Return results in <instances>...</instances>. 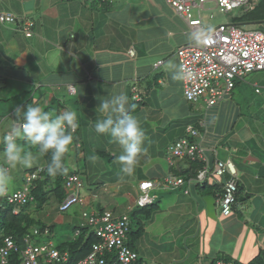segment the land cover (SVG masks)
<instances>
[{
    "label": "crops",
    "instance_id": "1",
    "mask_svg": "<svg viewBox=\"0 0 264 264\" xmlns=\"http://www.w3.org/2000/svg\"><path fill=\"white\" fill-rule=\"evenodd\" d=\"M30 1H33V6L26 8ZM156 1L0 0V13H11L17 18L14 23L0 22V74L13 76L14 71L19 69L14 75L17 86H24L30 90H35L37 86L47 87L44 91H37L42 92L38 105L43 108L46 104L56 102L58 113L66 110L76 112L78 128L74 138L78 149L87 147L83 154L85 162L95 156V162L90 159L87 162L96 167L97 164H103L97 155L102 153L101 156L108 157V152H113L110 159L113 158L116 166L114 173H121L120 178L113 179V184H117L113 186L114 196L124 194L131 197L130 200H126L124 211L120 214L112 211L114 215L121 216L131 211L134 206L136 208V200L140 195L139 184L146 180L154 182L155 187L150 193L154 196L153 202L157 209L146 225L135 234L136 238H139V246H142L144 241L154 249L161 245L160 254L168 253L173 259L167 264H176L174 262L187 264L192 253L190 248L193 247L200 248L201 251L199 260L192 264H199V261L209 264L208 261H204L209 255H212L211 264H217L219 261H234L238 264L235 260L227 259V256L220 258V252L224 251L206 250L203 244L205 239L209 240L215 234L211 231L213 226L221 228L222 232L231 227H241L237 216L232 214L225 217L216 210L223 183L228 176L210 177L204 183H185L177 188H170L165 181L169 174L188 179L195 178L199 171L195 174L194 169L188 171L191 168L189 161L193 160L175 159L171 153H165L174 143L170 147H164L166 146L164 135L168 133L166 126L170 124L168 123L170 119L165 121L164 110L167 112L173 106L171 99L175 93H178L182 101L190 107L198 103L186 100L183 78L174 80L167 70L166 65L170 61L179 67L175 52L187 41L181 44L176 42L179 39L178 28L169 19L161 18L162 21L153 22L156 18L152 14L159 12L158 6L154 5ZM132 10H136L140 15H132ZM238 19L233 23L238 25L252 23ZM26 21L34 24L31 28L33 33L31 37H27L22 28ZM255 26H258V22ZM158 29H161V33L155 36L154 33ZM130 50L134 51V56L130 55ZM243 81L244 79L237 80L231 93L219 103L226 101L238 83ZM71 86L75 89L74 92L70 91ZM121 92L128 96L129 112L141 120L146 133L144 143L146 151L138 157L135 171L131 176L122 172V166L117 160L122 154L121 147L114 143L108 134H98L94 127L96 120L103 116L96 111L100 104L99 98ZM3 99L8 100L9 97L0 96V101ZM236 103L232 99L225 104L224 110L232 111L236 116L239 112V103ZM26 107L27 104L24 103L23 108ZM144 112L145 116L142 114ZM185 121L184 117L182 120H174L170 127H175L181 138L187 136L189 126L197 129L202 135V146L206 149L211 168L218 159H231L238 171L243 170L242 165L234 160L230 147L226 145L231 142L233 148H240L241 142L235 144L233 140L229 141L230 137H220L218 131L209 128L205 120L199 122L195 120L194 124L188 125H185ZM212 126L215 128L214 124ZM79 134L81 142L78 140ZM197 162L202 168L203 163ZM41 163L38 166L46 165L44 162ZM241 178L245 181V176ZM238 184L240 196L242 193L240 179ZM98 196L100 194L97 192L89 191L84 195L83 205L86 204L88 207L90 205L89 211L93 212H101L102 209L111 211L96 201ZM252 197L253 194L249 193L245 197H240V202H246ZM58 204L60 206L59 202ZM45 216L51 218V212L44 214ZM255 221L264 228V219ZM43 224L48 226L45 222ZM259 234L260 230L256 233V238ZM151 238L159 240L165 238L166 241L162 243L159 241V244H156ZM190 239H193L191 244ZM168 240L172 247L166 251ZM252 245L255 248H252ZM257 245L250 242L247 251L250 250L251 253L249 251L247 260L241 264H248L258 257L264 250V238L260 251ZM128 246L139 254L130 244L129 235ZM216 255L219 258L214 257Z\"/></svg>",
    "mask_w": 264,
    "mask_h": 264
},
{
    "label": "rangeland",
    "instance_id": "2",
    "mask_svg": "<svg viewBox=\"0 0 264 264\" xmlns=\"http://www.w3.org/2000/svg\"><path fill=\"white\" fill-rule=\"evenodd\" d=\"M154 5L158 6L159 12H155L154 14H152V16L156 18L153 20V22L161 20V18L169 19L170 22H174L178 28L179 39H177L176 42L179 44L185 41L188 42L191 37V34L188 32H191V30L187 26L186 21L181 16L177 15L174 10L168 6L166 0H157ZM160 6L162 8H160ZM244 11V8H237L232 12H223L219 7L216 6L214 2H208L205 4L204 9H193L192 14L196 18H199V16L202 17L204 29H207L208 27L214 29L221 24H229L235 22L236 19L242 16ZM131 13L132 15H140L136 13V10H132ZM242 27L247 30L259 29L264 31V24L258 26L245 24ZM156 31L157 32L154 33L155 36L161 33V29H158ZM174 45V47H176V44ZM18 70L19 69H17V71ZM17 71H14V75L17 74ZM14 75L10 76L8 74H0V96L9 97L8 100L3 99L0 101V137H2L4 131L7 130L12 124L13 119L15 118L16 107L23 108L24 103H26L27 105L33 103L37 104L40 97L42 96L41 91L47 89L45 85L40 87L35 85L37 86L35 90L24 88V86H17V80ZM257 87L264 91V70L254 71L248 74L244 78L243 82L238 83L232 95L225 99L226 101L219 103L212 109H208L203 100L199 101V103L194 107H190L189 104L182 101L178 93H175L174 98L171 99V105L173 106H171V108H169L167 112L166 110H164V117H166L165 121L167 119H170V122H168L170 124L167 123L168 125L166 126V130L168 133H166V135L162 134L164 135V141L166 143V146L164 145V147H170L178 139H181V135L179 136L178 132L175 131V127L170 126L173 123L172 121L182 120L183 117L186 119L185 125L194 124L195 122L205 120L209 128L215 130L216 132L218 131V134L221 135L220 137H230L229 141L233 140V143L235 144L237 142L242 143V146L240 148H233L231 146V142L226 144L230 147L233 153L234 160L237 163L241 164L243 169L238 171L239 179L241 180L242 184V196L240 195L238 197V202L234 206L233 212V216H237L239 218L241 227H231L229 228V230L222 232L221 228H216L213 226L211 231L215 234H213L209 239L210 241L205 239L203 242L204 248L206 250L211 249L218 252L224 251L220 252V258L227 256V259L235 260L238 263H244L247 260L248 254L250 255L251 251H247V246L250 245V242L258 244V251H260V249L262 248V239L264 238V228L260 227L255 221V219H264V93H256ZM38 90L41 91L37 92ZM47 94V97H49V93ZM232 99L235 103H239V112H237L236 116L232 111L224 110L225 104L227 102H231ZM43 109H47L45 111L51 112L53 116L58 113L56 102L46 104V107L43 106ZM142 114L145 116L146 112ZM155 114L157 116V113ZM212 124L215 125V128L212 126ZM78 140L80 142L82 141L80 134L78 135ZM20 142L23 143L24 141ZM76 143L77 141L73 140V143L70 146V151L68 152L69 155L66 159V174L68 175L71 173H78L84 183V189L82 191L84 195L89 191L97 192L98 194H100V196H98V199H96L98 203H101L107 209H110L116 214H120L124 211L123 207L125 206L126 200H130L131 197H127L124 194L122 196H114L113 186L117 184H113V179L120 178L121 173H114L116 166L113 163V158L110 159L111 156H113V152H108V157L101 156L102 153L100 155H97V158L101 162H103V164H97V166L95 167L92 163L87 162L90 158L87 157L88 160L85 162L83 154L85 153L84 150H86L87 147L85 146L83 149H78V145H76ZM29 146L30 144L28 143L26 147H24L26 150L30 151V149L28 148ZM2 149L3 145L2 143H0V152H2ZM165 153L170 154V150L168 149ZM33 154L37 156V159L30 167H17L16 169L11 170L13 182L8 189L9 192L24 189L25 173L33 169L34 167L37 168L39 163H45V160L42 156H39L36 152H33ZM0 166H6L3 164L2 159H0ZM113 174L115 175L114 177L112 176ZM241 176H245L246 182L241 178ZM135 179L136 181H138L137 178ZM134 185L135 183H133V186ZM249 193L253 194V197L248 199L246 202H240V197H245ZM58 202L59 201L55 197V195L51 194L47 204L43 207V209L34 211V217L39 218L42 223L45 222L48 226L51 227V231L49 234H38L33 237L32 243L34 245L52 244L54 247H57L66 241L74 239L76 229L80 225H83V210L91 209L90 205L88 207V205L86 204H75L69 210L60 212L58 208ZM34 205L35 204H32L31 206L32 210H34L35 208ZM134 208L135 206L133 207V209ZM216 210L217 213H222L220 205ZM49 211L51 212V218H49V216L44 217V214L48 213ZM131 211H128V213L131 214ZM133 227L134 235H129V242L130 244H132V246H134L135 249H137L140 262H144L145 264H167L173 260L168 253L160 254L161 245L159 248L154 249V247H151L148 242L144 241V243L142 242V246H139V238H136L135 235L137 227ZM245 228L247 229L244 230ZM258 230H260L261 234H259L256 238V233H258ZM251 235L253 236V238ZM255 238L257 240H255ZM151 240L156 244H159V241H161L160 243L166 241L165 238H160V240L158 238H151ZM192 241L193 239H190L189 244H191ZM168 243L169 244L165 246L166 251L168 250V248L172 247L170 245V241ZM143 245H145V247ZM252 248H255V246L252 245ZM190 249L192 250V253L190 259L187 261V264H192L194 261L197 262L200 257V248L198 249L193 247ZM180 256L182 257V253H180ZM211 257L212 255H209L208 259H204V261H208V263L211 264ZM214 257L219 258L217 255ZM174 263L186 264V262ZM199 264L206 263H202V261H199Z\"/></svg>",
    "mask_w": 264,
    "mask_h": 264
},
{
    "label": "built area",
    "instance_id": "3",
    "mask_svg": "<svg viewBox=\"0 0 264 264\" xmlns=\"http://www.w3.org/2000/svg\"><path fill=\"white\" fill-rule=\"evenodd\" d=\"M102 1V0H95ZM259 0H166L174 12L181 16L190 28V41L176 50L179 67L183 73L184 96L191 103L203 100L207 108L217 105L228 96L235 87L237 80H243L249 73L264 70V31L259 29H244L241 25L229 23L214 28L205 42L198 43L192 39V34L203 27V19L192 14L195 8L204 9L205 4L214 2L223 12H232L237 8L245 11L253 9ZM17 18L11 13H0L1 23H14ZM33 22L26 21L23 31L27 37L33 33ZM134 56V51H129ZM162 62H159V64ZM70 91L75 89L71 86ZM257 93H262L260 88ZM137 96L135 95L134 98ZM202 135L189 126L187 136L177 140L170 151L177 159L188 158L200 161L203 167L195 178H183L169 174L165 181L170 188H177L185 183H204L210 177L227 179L223 183L218 203L222 215L228 217L233 214L234 206L238 202L239 175L235 163L231 160H216L213 168L209 165L206 149L202 146ZM46 170V166H39L35 171H27L24 175V189L0 193V210L5 205L24 206L35 201L32 187L35 180ZM140 195L136 200L137 207H144L154 201L150 193L155 184L150 181L140 183ZM84 183L78 174H68L64 177L65 198L59 206L61 212L69 210L75 204H84L82 193ZM188 193V191H186ZM18 214L17 210H14ZM83 225L88 226L98 241L92 245L89 254L77 264H137L138 254L128 246L130 231V214L116 216L112 211L93 212L83 210ZM49 228L43 231L34 229L24 236V247L21 249L12 236H6L0 231V264H11L13 254L21 253L22 264L65 263L69 259L68 252H60L52 244L34 245L33 237L47 235ZM78 231L75 236H78ZM109 255V256H108ZM217 264H236L234 261H219Z\"/></svg>",
    "mask_w": 264,
    "mask_h": 264
},
{
    "label": "clouds",
    "instance_id": "4",
    "mask_svg": "<svg viewBox=\"0 0 264 264\" xmlns=\"http://www.w3.org/2000/svg\"><path fill=\"white\" fill-rule=\"evenodd\" d=\"M212 31L213 29L208 27L206 30L194 32L192 39L198 43L205 42ZM166 67L172 79L183 78L182 70L173 62H168ZM99 99L100 104L96 111L103 116L96 120L95 131L98 134H108L112 141L121 147L122 154L117 160L122 166V172L131 176L138 157L146 151V133L142 122L129 112L126 94H108ZM77 128L78 117L75 111L66 110L53 116L38 104H29L26 109L16 107L12 124L0 137V143L3 145L0 159L6 165L0 166V193L6 192L13 182L11 170L30 167L37 159L20 141H26L36 147L39 156L51 154L46 167L49 176L66 173L64 159L70 151ZM90 160L95 162L96 157L92 156Z\"/></svg>",
    "mask_w": 264,
    "mask_h": 264
},
{
    "label": "trees",
    "instance_id": "5",
    "mask_svg": "<svg viewBox=\"0 0 264 264\" xmlns=\"http://www.w3.org/2000/svg\"><path fill=\"white\" fill-rule=\"evenodd\" d=\"M239 21H245L247 23L259 22L264 20V0H260L258 4L251 10L246 11L242 16L238 19ZM47 110V109H45ZM75 135V134H74ZM75 140V138H74ZM22 144L26 147L28 142L24 141ZM31 152H37V148L32 146L28 147ZM50 153L42 156L45 160L46 166L50 160ZM69 153L66 154L64 159L65 167L67 168L66 159ZM201 163V162H200ZM190 167L188 171L194 169V174L201 170V165L197 161H189ZM41 166V165H40ZM39 167V166H38ZM37 167V168H38ZM37 168H33L29 171H35ZM200 168V169H199ZM78 174V173H71ZM79 175V174H78ZM67 176L66 173L58 174L55 177L49 176L47 171L45 170L40 177L35 180L32 187V194L35 197L34 202H30L24 206H15V205H5L4 209L0 210V231L6 236H12L19 247L23 249L24 247V236L26 234L32 233L34 229H39L43 231L45 227L49 228L50 226L44 225L40 220L33 216L34 211H38L43 209V207L47 204L50 195L54 194L58 199L59 203L65 198V190H64V177ZM239 187H238V197H239ZM32 204H35L34 210L31 209ZM157 205L153 203L144 206L137 207L136 209H132L130 214V234H134L132 229L133 226H136V233L139 232V229L143 228L144 225L152 218L154 213L156 212ZM14 210L18 211V214L14 213ZM106 211V210H105ZM104 212V209L101 210ZM80 232L78 236H75L74 239L70 241H66L56 248L64 253L68 252L69 259L67 262L63 263H46L44 259L41 260L40 264H77L79 260L85 258L92 249V245L98 241V238L95 236V233L91 231L88 226L80 225L76 231ZM109 256V255H108ZM21 253L13 254L11 257V264H22L21 262ZM112 262L108 261V264ZM137 264H142L140 260H138ZM237 264V263H236ZM241 264V263H238ZM248 264H264V250L256 257L252 262Z\"/></svg>",
    "mask_w": 264,
    "mask_h": 264
},
{
    "label": "water",
    "instance_id": "6",
    "mask_svg": "<svg viewBox=\"0 0 264 264\" xmlns=\"http://www.w3.org/2000/svg\"><path fill=\"white\" fill-rule=\"evenodd\" d=\"M31 6H33V1H30V2H28L27 4H26V8H29V7H31ZM257 24V22H255V23H251V25H256ZM264 24V21H261V22H258V25H263ZM241 26H243V25H245V24H240Z\"/></svg>",
    "mask_w": 264,
    "mask_h": 264
},
{
    "label": "bare ground",
    "instance_id": "7",
    "mask_svg": "<svg viewBox=\"0 0 264 264\" xmlns=\"http://www.w3.org/2000/svg\"><path fill=\"white\" fill-rule=\"evenodd\" d=\"M173 146V145H172ZM170 153H171V151H170ZM171 155H172V153H171ZM200 171V170H199ZM148 181V180H147ZM150 182H152V181H150ZM154 183V182H153Z\"/></svg>",
    "mask_w": 264,
    "mask_h": 264
}]
</instances>
